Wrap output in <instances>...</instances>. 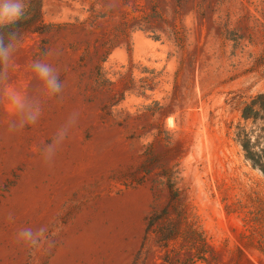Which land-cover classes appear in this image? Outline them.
Here are the masks:
<instances>
[{
    "label": "rangeland",
    "instance_id": "374dc122",
    "mask_svg": "<svg viewBox=\"0 0 264 264\" xmlns=\"http://www.w3.org/2000/svg\"><path fill=\"white\" fill-rule=\"evenodd\" d=\"M43 13L55 26L22 40L10 83L37 95L28 65L59 48L49 59L66 86L62 100L41 97L40 120L15 135L0 104V264H165L154 239L143 245L168 176L216 264H264L248 243L264 222V175L236 140L238 126L264 134L242 117L264 91V0H43ZM99 65L111 86L96 81ZM74 109L71 138L44 165L42 143ZM51 217L53 248L14 242L17 228Z\"/></svg>",
    "mask_w": 264,
    "mask_h": 264
},
{
    "label": "trees",
    "instance_id": "16d2710c",
    "mask_svg": "<svg viewBox=\"0 0 264 264\" xmlns=\"http://www.w3.org/2000/svg\"><path fill=\"white\" fill-rule=\"evenodd\" d=\"M126 23V22H125ZM55 24L47 22L43 13V0H30L29 16L11 28L3 31L18 30L22 40L30 34H43L54 28ZM175 37L179 36L178 28H174ZM97 82L109 87L114 82L107 78L101 65L97 67ZM242 117L256 122L261 120L264 131V91L257 93L242 107ZM236 140L240 143L245 158L253 167L264 175V134L256 129H246L238 126ZM166 176V172H162ZM167 186L169 199L160 209H154L147 217L144 245L154 239L161 251L165 264H216V250L200 227L196 213L177 181L168 176ZM264 222L256 221L251 230L249 244L264 254ZM239 251L242 249L238 248Z\"/></svg>",
    "mask_w": 264,
    "mask_h": 264
},
{
    "label": "clouds",
    "instance_id": "9594fccd",
    "mask_svg": "<svg viewBox=\"0 0 264 264\" xmlns=\"http://www.w3.org/2000/svg\"><path fill=\"white\" fill-rule=\"evenodd\" d=\"M111 7V5L109 6ZM30 0H0V104H3L15 117L8 122L5 135H15L27 126L36 125L43 114L42 99L51 100L63 98L65 82L61 79L60 69L49 58H59V48L48 49L42 57L33 59L28 68L37 82V95L29 96L14 87L11 83L10 70L12 60L22 44V34L18 30L3 31L25 20L29 16ZM81 117L78 110L67 114L63 122L56 128L48 142L42 143L39 156L46 166H52L58 152L71 138L73 129ZM8 222L14 220L12 213L6 217ZM57 223L56 217H51L47 223L39 227L22 226L14 233V242L30 251H39L43 246L51 249L55 246L50 233Z\"/></svg>",
    "mask_w": 264,
    "mask_h": 264
}]
</instances>
